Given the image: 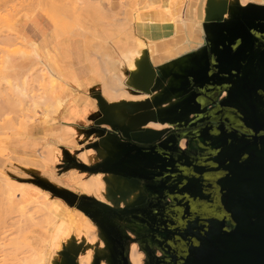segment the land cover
I'll return each instance as SVG.
<instances>
[{"label":"water","instance_id":"water-1","mask_svg":"<svg viewBox=\"0 0 264 264\" xmlns=\"http://www.w3.org/2000/svg\"><path fill=\"white\" fill-rule=\"evenodd\" d=\"M194 37L163 64L149 61L143 76L149 90L160 91L151 102L155 119L175 129L120 125L101 101L97 122L111 125L116 139L102 140L107 156L95 167L123 177L134 190L167 194L176 205L157 222L151 214L160 204L139 207L136 197L119 207L83 196L87 201L77 207L97 223L108 248L94 264H115L119 246L124 263L132 264L129 243L137 240L128 230L158 239L137 241L151 264L162 260L156 245L166 264H264V3H209ZM223 91L228 96L219 99ZM219 121H231L235 130L212 123ZM203 122L192 140L209 155L183 159L182 136L174 131ZM38 183L75 204L70 191ZM63 255L64 264H77L70 251Z\"/></svg>","mask_w":264,"mask_h":264},{"label":"rangeland","instance_id":"rangeland-1","mask_svg":"<svg viewBox=\"0 0 264 264\" xmlns=\"http://www.w3.org/2000/svg\"><path fill=\"white\" fill-rule=\"evenodd\" d=\"M123 1L129 2L131 0H123ZM187 1L188 2L189 1L195 2L196 0H187ZM213 1L214 0H205L204 7H203L204 14L206 13L208 3L210 2V4L211 3L213 4L214 3ZM223 1L226 3L228 2L226 0H223ZM238 1L242 5H246L249 2L264 3V0H251V1L250 0H238ZM12 3L15 5V2H12ZM151 3L153 4L154 2H150L146 6H148L149 4L151 6L152 5ZM156 4H157V2H156ZM230 4H231V0H230ZM14 5H12V6H14ZM12 6H10V7H12ZM74 6H76V5H74ZM77 6H79V5H77ZM156 6L155 7H153V6L148 7L147 11L163 12V10L160 8V6H157V7ZM142 7H145V4ZM196 7H197V5L194 7V9H196ZM145 8L143 9L144 11H146ZM8 9H10V8L8 7ZM26 10L22 9L20 11V13L18 14V16L25 15L26 18H28V19H29V17H32L33 14H31L29 10H27V11ZM43 12H44V16H46L45 15L46 14L45 9ZM164 12H166L167 15L170 17V16H172V12H177V9L173 10V9H171V6L168 5V8H166V10H164ZM8 13L5 11V14H4V12H3V14L5 16H4V18L1 19V22H0V29L1 28L3 29L1 31V33L4 31H8L11 28V26H13L15 23L13 17H10V19H9V17H7L9 15ZM89 13H91V12H89ZM107 14H109V13H107ZM107 14L105 13L104 16H108ZM66 15H68V14H66ZM68 17L69 18H66V19L68 21H71V23H73L74 15L72 17H70V15H68ZM93 22H94V19L91 16V14L89 15L88 13H85L81 17H79L78 20L74 21V23L72 24L73 28H71L72 31L70 30V32L64 33V32H62L61 29H59L61 32L60 33L61 36H60L59 40L64 39V37H66V36H74L77 38L76 40H81L84 42L83 46H86V47L83 49H86L88 52V55L84 56V59H85L84 63H86V65L91 68L92 74L80 72L78 70L76 72V74L75 73H73V75L71 74L72 77L69 80H66L65 77L57 78V80H56L55 77H52V76L48 77L47 76V78H43V79L39 80L38 82H36L34 84V88H33L34 92L32 93V94H36V95H34L35 98L31 99L33 101L28 100V103L24 106V109H25V112H23L24 116H22V115L18 116L20 118H21V116L22 117L27 116L21 122H25L27 120V124L30 126L33 123H35L34 121H36V120L37 121L43 120L42 119V117H43L42 107H44V106L40 103L42 100L46 99L45 97H47L46 100H48L50 97L47 96V92H45V95L43 97H41V94H39V93H41L42 89H45L46 86H49L53 82V80L56 81L55 86L57 88H59V89L60 88H69L72 91V93H70V96L73 95L75 97L76 96L77 97L90 96L92 91L97 90L100 83L103 84L101 79H100L101 76L104 75L103 73L100 72L102 70L101 59L98 57V55L95 54L96 49L98 48L96 46V44H97L98 40H100V39L97 37L95 31H93V29H92ZM201 24H202V22H201ZM76 26H78V28H80V29H78ZM176 27H177V25H176ZM122 28H119L117 31L118 33L120 32V36L121 35L123 36L126 34L128 35V32L130 30H128L127 27L126 28L124 27L123 29ZM5 33H7V32H4V35H6ZM0 36L2 37L1 34H0ZM0 40H2V39L0 38ZM0 44H1L0 47H3V48L5 47V44L2 43L1 41H0ZM9 44H11V46L9 47L10 49L17 46V45H13L11 42ZM148 44L150 46H152L154 49L153 51H151L152 56H153V53H155L157 51L155 49V45H154V43H148V42H146L145 45L148 46ZM6 47H7V44H6ZM49 49L51 50L52 48H49ZM46 52L47 51L45 50L44 56L47 54ZM177 52H179V51H177ZM152 56L150 57L151 59H152ZM51 57L54 59V65L57 68L60 65H63L64 60L62 59L61 56H58L56 54H52ZM50 62L51 61H48V64ZM93 73H94V75H93ZM86 80H88V81H86ZM134 81H135L134 84H131V85L140 86L141 88H145L148 91H146V92L140 91L139 93H136L134 91V90H136L135 88H132L133 90H131V89L128 90V89L122 88L119 91L123 92L122 93L123 96L120 95L119 97L125 103H127V100L144 98V95L151 93L149 90V87L146 86V81H147L146 79L139 80L138 78H135ZM89 87H90V89H89ZM119 91H117V92H119ZM117 92H112L108 89H103L104 95L106 97H108L109 99H111L113 94L117 93ZM1 95H2V97H4L3 96L4 93H0V96ZM1 98H0V100H1ZM60 102L63 103V100H60ZM0 103H1V101H0ZM2 103H3V101H2ZM2 105L0 104L1 107H2ZM5 107H7V104L5 105ZM2 109L5 110V108H3V107H2ZM8 109H10V108L7 107L6 110L4 111L6 113L5 115H7L9 117L13 116L12 118H14L15 121H17L16 124L20 125L19 124L20 118L15 116L18 113V112H16V109H14L16 114L10 113L11 109L10 110H8ZM92 109L93 110H99L97 107L91 106L90 110H92ZM7 110H8V112H7ZM14 110H11V112ZM0 111H1V108H0ZM4 112L3 111L0 112V113H2L1 114L2 117L1 116L0 117L2 119L5 118V120H6L7 116L4 117ZM34 112L36 114V116H35L36 119L31 120L32 119L31 115ZM33 116H34V114H33ZM9 117L7 119H10ZM99 117L100 116L98 114L97 116L94 117L95 118L94 121H91L87 124H84L85 125L84 131L87 132V134L89 135L90 138H95L96 140H104L105 142L108 140V138H112L113 140H115L116 138H114L115 136H113V134L115 132L112 129V126L109 124H105V123H98L97 120ZM149 117H151V116H149V115L146 116V114L144 116H142L136 122V125H139V127H135V128H142L143 127V128L161 129V128H165L168 126L172 127L171 125H168V124L160 125L154 117H152L153 119H150V121H148ZM56 120L59 123V125H61L62 127L66 124L74 123L73 120H67L64 118H60V115L56 116ZM15 121H13L9 124V126L11 125V128L9 126H8L9 128H7L9 131L6 129L7 132H4V134L1 132V134H0V172H1V174H0V222H1L0 223V259H1L0 262L1 263L0 264H3V262H5V261L7 264H8V261L9 262L13 261V263L10 262L9 264H16V263H14L16 261V260H14L16 258L15 257L16 255H17V257H19L22 260L25 258V256H27V257L29 256V258H25L24 260H29L28 263L31 264L30 261L33 259V261H31V262H35V264H36L38 260L34 261V256H36L37 253H39V252L40 253L38 254L37 259L41 257L42 260H44V261H42V264H44V263L45 264H55V262H57V264H64L65 260H64L63 253L66 250L70 251L72 253V255L75 256L77 263L80 264L79 260L83 257V255L79 254V252H77L74 249V246L72 244L67 245V246L66 245L63 246V244H66V242L68 240L73 238V233L75 230L79 231L80 233H83L84 235H88L91 237L93 236L94 238H97L98 240H100L102 247L108 252V248L106 247V243H105V240H104V237H103V234L101 232L100 227L92 219L90 220L88 217H86L82 211H79L77 206H78V204H81L84 201H87L83 198V196H85V195L95 197L100 201L101 200L102 201L107 200V201H103V202H106L112 206H119V207L126 206L131 201L124 202V201L120 200L116 204L109 202L110 201L109 198H111V196L114 197V199L118 200L117 199L118 197H116V196H118L120 193H116V194L115 193H109V194L105 193L109 178H107V176L103 173H107V172H104V170L102 168L95 167L96 163L90 164L89 162H87L88 160H90L91 162L94 163L97 160L96 155L92 149H90L89 153L83 152L80 155L82 158L81 159L75 154L73 148H71L67 145H62L61 148L64 150L63 158L61 160L54 161V153H55L54 149H55V147H57V144L54 145L52 142L56 141L57 143H59L60 142L59 137L53 136L51 138L50 137L47 138L44 134V136L41 138V136L43 134H41V133H34L33 134L31 132L22 133V134L19 133L20 135L19 134L16 135L17 134L16 129L21 127V126L15 125V123H14ZM1 122H3V121H1ZM12 124L16 127L12 126ZM143 125H147V126H143ZM103 130H104V132H103ZM44 137H46V138H44ZM32 140L37 141V142L35 143L33 148H28V145L26 143H31ZM67 141L71 142L72 137H69L67 139ZM72 143L73 142H71L70 145ZM25 144L27 145V147ZM182 144H183V146H185V140L182 141ZM78 145L81 148V145L80 144H78ZM74 146H76V145H74ZM47 149H48L49 154H47ZM31 151L32 152L37 151L41 154L42 153L47 154L44 157V159L46 158L45 159L46 162H44V160H43V162L45 163L44 166L36 167L34 164H33L34 165L33 166V165H30L31 163L30 164L28 163V161H31L34 157L31 153ZM51 170H56V173L52 174ZM90 173H91V175L86 180L79 181L77 178V177L83 178V177L89 175ZM1 176H3L4 179H7V182ZM1 179L5 183L2 182ZM38 179H41V180L45 181L46 183L55 186L58 189L70 191L75 196L74 198L72 197V200L75 202V204L70 205V203L67 202L64 198L58 196L56 193L52 192L51 190H49L48 188H46L42 184L38 183ZM9 180H11L12 182ZM9 184H11L10 187H9ZM11 186H13V187H11ZM4 188H6V189H4ZM82 190L85 191L86 193L83 192ZM89 194H91V195H89ZM123 198L125 199L124 196H123ZM54 200H61L65 205L68 206V208H70L72 210V212L69 213L68 217L65 218V217H63L62 214H59V212H63V210H62V208H60V206L53 205L52 202ZM52 216L54 219L56 218L57 222L54 220V222H56V224H54L52 221L50 222L49 218H52ZM51 223L54 225L53 228H52L53 225L51 226ZM120 224L123 227L132 226V224H129L127 222H120ZM63 226L65 227V229H60V227L64 228ZM128 233H130L133 236H136V234L132 233L130 230H128ZM62 240L65 243H63ZM14 242L16 244H14ZM16 245H17V247H16ZM61 246H63V249ZM36 248L39 250V252H38V250H37V252L35 251ZM13 249H15V250H13ZM16 249H17L18 254H16L17 253ZM40 249H42V251ZM33 250L35 251L33 253L36 254L34 256H33V253L31 252ZM8 251H10L11 253L9 254ZM129 251H130V259H131L132 264H145L146 254H145L144 250H142V246L139 245V242L131 241L129 243ZM7 252L9 255H7V257H6L5 254ZM13 252H15V253H13ZM42 255L44 257H42ZM58 256H60L59 257L60 259L57 258ZM3 258H6V259H3ZM30 258H31V260H30ZM56 258L58 260H56ZM2 259L4 260L3 262H2ZM103 261H105V260L101 259L100 264H102ZM6 263H4V264H6ZM85 264H88V262Z\"/></svg>","mask_w":264,"mask_h":264},{"label":"bare ground","instance_id":"bare-ground-1","mask_svg":"<svg viewBox=\"0 0 264 264\" xmlns=\"http://www.w3.org/2000/svg\"><path fill=\"white\" fill-rule=\"evenodd\" d=\"M226 1H228L230 3V0H226ZM236 1H238V0H231V4L236 3ZM12 2H15V5ZM150 2L155 3V4L151 3L152 4L151 6H153V7H155L158 4L157 6H160V8L163 10V12L147 11L148 7H151V6H150V4L148 6H146V5ZM156 2H157V4H156ZM223 2L224 1H222L220 4H217L216 2H214V3H215V5L220 6ZM209 3H208V6H209ZM142 4L143 5L145 4L146 8L142 7L143 6ZM9 5L10 6L14 5V6L10 7ZM74 5H76V6H74ZM77 5H79V6H77ZM168 5H170L171 9H173V10L177 9V12H172V16H170V17L167 15L166 12H164V10H166V8H168ZM185 5H186V11H185L186 13H184ZM127 6L132 7L131 8L133 10L131 12L132 18H128L125 21H121V19L119 18V12L118 11L124 7H127ZM195 6H196V3H194V1L188 2L187 0H131L129 2L123 1V0H79V1L78 0H0V22H1V19L4 18V16H5L4 15L5 11L7 13L10 11L8 13L9 15L7 17H9V19H10V17H13V19L15 21L14 25L11 26V28L8 31H4V32H7V33H5L6 35H4V32H2L3 33L2 34L1 31L3 29L2 28L0 29V34L3 37L2 38L0 36V38L2 39L0 41L5 44V47L7 44L6 48L0 47V93H4V95H3L4 97H2V95L0 96V98L2 97L0 100L1 101L0 104L1 105L3 104L2 107L5 108V110L7 107H9L11 110L16 109V112H18V113L15 116H17V117L19 115L24 116V113H23V112H25L24 106L28 103V100L35 98L34 95H36V94H32V93L34 92L33 88H34V84L36 82H38L40 79L47 78V76L48 77H51V76L55 77L56 80H57V78L65 77L64 73L62 71L63 69H61L60 67L57 68L54 65V63L51 59V56H50V52L52 51V49H54V44H55V41H53V40L56 39L55 33L58 32L59 29L65 31V32H69L71 30V28H73L72 24L74 23V21L78 20V18L81 17L83 14H85V13H88L89 15L91 14V16L94 19L93 27H92L93 29L95 26L102 25L103 27L105 26L103 29L108 30V31L112 30V31L117 32L119 28H122V27L126 28L127 27V29L132 32V30L135 28H140V27L141 28H147L148 26L155 24V22L158 20H166L169 22H173L176 25L178 22L186 24L187 22H189V16H190L189 12ZM8 7L10 9H8ZM144 8L146 11L143 10ZM22 9L23 10L24 9L29 10L30 13L33 14V16L29 17V19L26 18L25 15L18 16V14L20 13V11ZM44 9L46 11V14H45L46 16H44V12H43ZM207 10H208V7H207ZM207 10H206V12H207ZM3 12H4V14H3ZM89 12H91V13H89ZM105 13L106 14L109 13V14H107L108 16H104ZM66 14L70 15V17H72L74 15L73 23H71V21H68L66 19V18H69L68 15H66ZM205 15H206V13H205ZM205 15H204V17H205ZM204 17L202 18V21H203ZM27 20H33V22L35 24V27L32 29L31 33H27V31L25 29L26 28L25 26L27 25ZM48 25L50 26V30L52 29L51 32H48V30H47ZM76 27L78 28V26H76ZM78 29H80V28H78ZM133 37H134V35H133ZM40 38H43V40L46 43H50L53 45L51 50L50 49L46 50L47 54L44 57H43L42 52L40 51V48H39ZM134 39H135V43L133 45H131V43L128 44L124 48V51H122V53L120 55L121 56V58H120L121 70H122V74L126 77V81H127L126 83L127 84L122 81L120 76H118L119 74L117 73V71L113 72V70L110 69L109 64H108V57L109 56L107 54L104 57V59L102 60V64H103L102 69L105 70V72L103 70L100 71L104 74L103 75L104 77L102 78V76H101V78H100L102 81H104V82H102V83H104L103 89H108L112 92H117V91L121 90L122 88H125L128 90H130V89L133 90L130 87V85L134 84L135 78H138L139 80L146 79L143 76H144V73L146 72L149 61L151 62V58H150L152 56L151 51H153L154 49L149 44H148V46L145 45L147 42V40L146 41L144 40L145 38L143 39L141 37L135 36ZM10 42L13 45H17V46L10 49L9 48L11 46V44H9ZM0 46H1V44H0ZM19 60H21V62H19ZM48 61H51V62L48 64ZM105 74H108L106 76V78H105ZM53 82H56V81L53 80ZM53 82L49 86H46L45 89L47 91L51 90V88L53 87V85H52ZM45 98L47 99V97H45ZM2 101H3V103H2ZM31 101H33V100H31ZM58 102L61 104L60 100ZM151 102H152V100H147L146 102L142 103V107H144L145 109L153 110V108L151 107ZM6 104H7V107H5ZM128 104H130V103H128ZM128 104L126 103V105H128ZM2 107L0 106L1 111L4 112L5 110L2 109ZM10 109H8V110H10ZM8 110H7V112H8ZM11 110H10V113L16 114L15 110L12 112H11ZM1 114L2 113H0V116H1ZM5 114L6 113L4 112V117L7 116ZM33 114H34V116H33ZM33 114L31 115V118H32L31 120L36 119L35 112ZM100 114H102L101 110H100ZM22 116H21V118L18 117V118H20L19 119L20 122L18 121L20 125L16 124L17 121H15V119L12 118L13 116H10V117L7 116V118L8 117L10 118V119L6 118L7 121L5 120V118L2 119L1 118L2 116H1L0 117L1 118L0 119V134H1V132L3 134H4V132H7V130H8L7 128H9V127L11 128V125L9 126V124L13 121H15L14 122L15 125L21 126V127L16 129V133H17L16 135H18L19 133H21V134L22 133H28L29 130H32L31 127L27 124V120L25 121L26 123L21 122L24 118L27 117L26 115H25L26 117H22ZM112 116H113V114H112ZM100 117H101V115H100ZM113 118H114V116H113ZM150 119H153L152 116L148 118V120H150ZM1 121H3V122H1ZM36 121H34V122H36ZM157 121L160 122L159 120H157ZM116 122H118V121L116 120ZM119 124L129 126L128 124H123V123H119ZM163 124H166V123H163ZM167 124L171 125L169 123H167ZM12 126H14V125L12 124ZM14 127H16V126H14ZM42 127H43V125H42ZM44 138H46V137H44ZM47 138H48V136H47ZM47 154H49L48 149H47ZM47 154H43V153L41 154L39 152H36L35 153L36 158H33L31 161H28V163L29 164L31 163L30 165L34 164L36 167L44 166L45 165L44 162H46L45 161L46 158L44 159V157ZM106 156H107V152H106L105 156L101 159V161ZM43 160H44V162H43ZM97 163H99V162H97ZM0 174H1V172H0ZM1 177L3 178V176H1ZM4 180H6V182H7V179H4ZM1 181H2V179H1ZM9 181H11V180H9ZM2 182H4V181H2ZM10 185L11 184H9V187H10ZM11 187H13V186H11ZM4 189H6V188H4ZM78 209L81 210L80 208H78ZM49 219H50V222L52 221L54 224H56V222H57L56 218L54 219L52 216V218H49ZM54 220L56 222H54ZM52 225L53 224L51 223V226ZM53 227H54V225L52 226V228ZM60 229H65V227L64 228L60 227ZM63 240H62V242H63ZM63 243H65V242H63ZM14 244H16V243L14 242ZM70 244H72L74 246V249L77 252H79V254L83 255V257L79 260L80 264H85L87 262H88V264H94L96 256H98V255L104 256L105 253H107V251L102 247L100 240H98L97 238H94L93 236L91 237L88 235H84L83 233H80L79 231H76V230L73 233V238L68 240L66 242V244H63V246L64 245L67 246ZM63 246H61L62 249H63ZM16 247H17V245H16ZM13 250H15V249H13ZM37 250L38 249L36 248L35 251L37 252ZM40 250L42 251V249H40ZM10 251H8L9 254L11 253ZM35 251L33 250L31 252L33 253ZM8 252L5 254L6 257H7V255H9ZM16 252H17V249H16ZM38 252H39V250H38ZM13 253H15V252H13ZM39 253H37V255L33 253V256L36 255V256H34V261L38 260L36 264H38V263L42 264V261H44V260H42L41 257L37 259ZM16 254H18V252ZM15 257H16L15 259L13 258L14 260H16L14 263H16V264H26V263L29 264L28 263L29 260H24L25 258H29V256L28 257L25 256V258L23 260L20 259L19 257H17V255ZM42 257H44V256L42 255ZM59 257L60 256H58L57 258H59ZM31 258H30V260H31ZM57 258H56V260H58ZM3 259H6V258H3ZM3 259H2V262L4 261ZM31 261H33V259ZM31 261H30L31 264H33V263L35 264V262H31ZM10 262L13 263V261H10ZM10 262L8 261V264ZM4 263H6V261L3 262V264ZM55 264H57V262H55ZM102 264H108V262L105 260V261H103Z\"/></svg>","mask_w":264,"mask_h":264},{"label":"crops","instance_id":"crops-1","mask_svg":"<svg viewBox=\"0 0 264 264\" xmlns=\"http://www.w3.org/2000/svg\"><path fill=\"white\" fill-rule=\"evenodd\" d=\"M222 1L223 0H214V2H216L217 4H220ZM204 2L205 0H196L194 3H196L197 7L196 9L192 8V10L189 12V22H187L186 24L178 22L177 27L176 24L173 22H169L166 20H158L155 22V24L148 26L147 28H135L132 30V32L129 31L128 35L126 34L120 36V33L118 32L112 30H104L103 28L105 26H95L94 29H92L93 31H95L97 37L100 39L96 44L98 48L96 49L95 54L99 55L98 57L101 59V64L104 57L108 54V64L110 69H112L113 72L117 71V73L119 74L117 75L121 77L124 83H126V77L122 74L121 70L120 55L128 44L131 43V45H133L135 43L134 37L138 36L143 39L145 38L144 40H147L148 43H154L155 49L157 51L153 53L151 62L153 65L163 64L167 60L176 57L178 53L177 51L183 50L186 47L187 42H190L191 39L195 36V34L201 31V22L202 18L205 15L203 12ZM131 8L132 7L127 6L118 11L119 18L121 19V21H125L128 18H132L131 12L133 10ZM184 8V13H186V5ZM25 27L27 33H31L32 29L35 27L33 20H27V25ZM47 30L48 32L52 31V29L50 30L49 25ZM62 32L68 33L63 30ZM60 33V30L55 33L56 39L53 40L55 41L54 49H52V51L50 52V56L52 54H56L62 57V59L64 60L63 65H60L59 67L63 69L62 71L66 80H69L72 77L71 74H76L78 70L80 72L92 74L91 68L87 66L86 63H84V56L88 55L87 50L83 49L86 47L83 46L84 42L81 40H76L77 38L74 36H66L64 37V39L59 40L61 36ZM39 42V48L44 57V51L49 48H52L53 45L50 43H46L43 38H40ZM51 59L54 63V59L52 57ZM19 62H21V60H19ZM103 71L105 72V70ZM107 75L108 74H105V78ZM103 77L104 76H102V78ZM103 84L100 83L97 90L92 91L90 96L84 97H75L73 95L70 96V93H72V91L69 88L59 89L55 86V82H53V87L51 88V90H49L50 92L45 89H42V92L39 93L41 94V97H43L45 95V92H47V96L50 98L48 100L45 99L41 101L40 104L44 106L42 107V115L44 114L42 117L43 120L36 121L34 124L30 125L32 130H29V132L33 134L41 133L43 134L41 138L44 136V134L46 137L48 136L50 138L51 136L59 137V143H57L56 141L52 142L54 145L57 144V147H55L54 149V161L61 160L63 158L64 150L61 148L62 145H67L73 148L75 154L79 158H81L80 155L83 152L89 153L90 149H92L96 155L97 160L94 163L88 160L87 162H89L90 164H95L99 162L105 156L107 152V145L102 140L90 138L87 132L84 131V124L94 121V117L98 114L100 116L101 101H103L108 106L114 118L119 123L128 124L132 128L139 127V125H136V122L145 114L146 116L149 115L154 117L153 111L142 107V103L146 102L147 100H152V98L156 94H159V90H150L151 93L144 95V98L127 100V104H130L126 105V103L119 97L120 95L123 96L122 91L114 93L112 98L109 99L103 93ZM130 87L135 88L136 90L134 91L136 93H139L140 91H148L145 88H141L140 86L136 85H130ZM59 100H63V103L60 104L58 102ZM91 106L97 107L99 110H90ZM57 115H60V118L73 120L74 123H69L62 127L56 120ZM158 123L160 125H165L162 122ZM69 137H72L71 142H73V145H70L71 142L69 141V143L67 141ZM36 142L37 141L32 140L31 143L26 144L28 145V148H33ZM78 144L81 145V148ZM36 152L37 151H31L32 155L34 156L33 158H36ZM51 173H56V170H51ZM103 174H105L107 178H109L105 193H120L118 196H116L118 197V200L114 199V197L110 195L111 198H109V202L116 204L120 200L124 202L134 201V199L137 197L138 191L131 188V186L123 177H120L114 173ZM90 175L91 173L83 178H77L79 181H83L88 179ZM123 196L125 197V199L123 198ZM52 203L53 205H58L60 206V208H62L63 212H59V214H62L65 218L68 217L69 213L72 212V210L68 208V206L65 205L61 200H54ZM83 213L86 217L91 220V218L85 212Z\"/></svg>","mask_w":264,"mask_h":264},{"label":"flooded vegetation","instance_id":"flooded-vegetation-1","mask_svg":"<svg viewBox=\"0 0 264 264\" xmlns=\"http://www.w3.org/2000/svg\"><path fill=\"white\" fill-rule=\"evenodd\" d=\"M260 41L264 42V40L262 38H260ZM227 96H228V93L226 91H223L220 94L219 99L225 98ZM208 99L209 100H213V96L212 97H208ZM215 106H216V104L212 103V104H210L208 106V108L213 110L215 108ZM226 109L228 110V112L230 114H233V113L235 114L237 112L236 109H234V106H228ZM235 122H237V121L233 120V122H231V123H235ZM204 123L206 124L207 122L198 123V124H195L192 127H188L186 129L185 128L184 129L181 128V129H177L176 131H174L176 136H178L179 134L182 136V138H180L179 147L186 151L185 153H183V155H180V156H183V159H185V160L192 159L195 162L196 160L200 159L201 157L209 155V149L208 148L199 147L192 140V136H193L192 134H193L194 130H197L200 127H204L205 126ZM209 123H211V122H209ZM212 123L214 124V126H219L222 123V124H225L229 129L235 130L234 128H232V126L229 125V123L227 121H221V122L219 121V122H212ZM165 128L175 129L174 127H170V126L165 127ZM183 140H185V146H183V144H182ZM189 143L192 144L191 147L189 146ZM185 160H183V161H185ZM168 174L169 175L170 174L177 175L178 173L168 172ZM143 183H144L143 180L137 182L135 184L136 188H137V186L141 187ZM137 191H138L137 198H139L137 206H139V207H141V206L142 207H147V206H154V205H157V204L161 205L160 212L158 211L159 210L158 208H152L151 219L152 220H159L157 222H162L163 220H165V218L162 217L164 215V213L167 212V211H172L173 206L176 205V201L174 199H172L167 194L165 196H163V195L151 196L147 192H144V191L140 192L138 189H137ZM166 191L167 190H165V192ZM129 235L132 236L134 239H136L139 242L142 241V240H145L147 238H150V239H153V240H155V239L158 240L156 237L154 239L152 235H149V234L147 235L144 231L141 232L140 237L139 236H133L130 233H129ZM137 241H134V242H137ZM139 245H141V244L139 243ZM152 249L156 250V255L158 257H162V260L160 259V262L158 264H166V263L163 262V259H164V261L165 260L169 261L168 256H165L163 254V252H161V250L159 249V247L157 245H156V247H152ZM117 250H118V252H117V255H116L115 264H125L123 259H122L121 254H120L121 253L120 246L118 247ZM164 256H165V258H163ZM129 259H130V255H129ZM146 261H149L147 257H146V260H145V264H146ZM130 262H131V259H130ZM149 264H151V261H149Z\"/></svg>","mask_w":264,"mask_h":264}]
</instances>
